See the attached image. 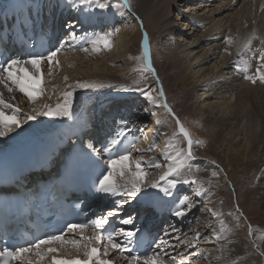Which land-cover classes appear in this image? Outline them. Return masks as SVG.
Segmentation results:
<instances>
[{
    "label": "bare ground",
    "instance_id": "1",
    "mask_svg": "<svg viewBox=\"0 0 264 264\" xmlns=\"http://www.w3.org/2000/svg\"><path fill=\"white\" fill-rule=\"evenodd\" d=\"M45 1L46 0H0V14H8L9 23L16 27L21 24L29 25L28 22H30L31 26L35 27V29L40 28L41 20H48L49 26H53L55 22H57L59 26L63 28L68 21L72 22L73 18L77 17L78 19L76 20L81 21V24L79 23L78 26H84V30L95 27L91 35L89 34V37L93 34H102L101 31L113 26L115 22L127 25V21L134 24L136 31L142 34L143 30L141 31V28L143 27V23L146 22L154 30H159L163 35L165 39L164 48L167 49L166 56L167 60L171 62L173 77H175L176 82H180L179 86L182 85L186 91L188 90L193 95H197V100L194 103L195 112L198 117L203 119L206 126L213 129L222 127L225 132L228 133L229 137L239 139V142H241L242 137L241 144L245 152L252 151L257 141L264 137V83L257 81L256 84H252L244 78L245 73L238 70V67H242V64L239 63L241 61V53H243L244 59H249L248 54L243 52V44L245 41L254 34L256 38L252 40V51L264 47V44L261 43L264 41V0H132L130 12L122 7L121 9L119 8V11H115V9L112 8L108 13H104V10L95 7L91 9L88 7H72L68 4L67 0H49L46 9L43 8L44 11H41L39 6ZM37 3L38 5L36 8ZM172 6L177 8L173 15L176 16V20H173L172 17H167ZM84 8L88 9L85 13ZM20 19L22 21L21 24ZM124 27L127 28V26ZM84 30L81 29V33L84 32ZM127 30L128 29H126V32ZM229 37L234 41L232 44L226 42ZM143 38L144 34L141 36L142 40ZM171 38H175L176 42L170 45ZM69 49L70 48H67V50ZM88 49L89 51L86 54V58L88 59L89 55H94L95 59L99 60L101 59V51L107 48H102L101 51L94 52L90 45ZM79 54L81 57L85 55V53L79 52L71 54L70 57L79 59L78 56H76ZM258 55L259 53H257V56ZM61 58L62 56H60V58L58 57V59ZM63 59H61L60 64L63 62ZM85 63L87 62H81L77 65V63L72 60L68 62V64H72L75 68L77 67L76 70H82L83 80H85L84 83L96 85L103 84L113 87L116 85L126 86L132 84L129 86L131 87L134 84L138 85L142 80L140 78L141 73L136 70L129 74V76L126 75L128 76L126 78L118 77L116 75L117 68L114 66L113 62L108 60L102 61L100 67L97 69L88 66L81 67L84 66ZM251 64L252 70L254 71L257 64L256 60H251ZM42 67L45 73V80L49 67L47 62H45ZM152 67L157 74V70L153 63ZM57 68L58 66L53 69L52 74L55 73ZM84 69H86L85 72H83ZM94 71L96 72L95 74H93ZM71 74L72 72L70 75ZM47 81H49L47 89L51 91V89L55 88L54 83L50 82L51 78L47 79ZM59 81L63 82L65 78ZM78 82L83 81L78 80ZM159 82L163 85V81L160 78ZM67 84L64 86L66 89ZM145 84L150 86L149 89H159V84H157L152 75ZM84 90L86 89L75 90L74 102H76L79 97H82L81 95ZM63 91L59 92L60 98H58L57 101L54 99L49 100L48 98V100L37 105L31 104L27 97L17 92L15 93L16 99L11 102L17 104L25 113H29L33 107L42 109V106L45 104H50L54 107L58 100L61 99ZM135 94L141 95V93L137 94L131 92V94L125 95V99H117L119 103L120 101L122 102L120 105H122L123 102H125V104L129 103L130 108L128 111L132 112L131 114H137L138 111L137 109L131 110L133 108V102H135L138 107L139 105H144L140 101H134ZM5 95L7 98L8 94L5 93ZM153 95L156 96V91L153 92ZM165 95L167 97L166 92ZM112 99L111 97H105L99 101L101 106H99L98 111H96L97 115L101 111H104V107H106L108 101ZM104 100L106 101L103 102ZM72 112L73 115H76V108H72ZM156 112H158L157 107ZM89 114V111L86 112L84 118H82L83 122L91 118ZM65 118L67 117L36 115V119L28 121L21 128L16 129L7 136L0 137V156L1 154L12 153L21 155V157H28L30 152H33L34 149L40 145H45L46 148L55 147L57 138H54V135L58 126L61 125ZM128 118H130V116H126V119ZM246 121L249 123L256 122L257 125L262 128L261 133H251L241 128L240 123ZM148 126L151 128L147 130V135L159 133L156 132L157 129H154L153 124ZM159 130L161 131V133H159V139L164 140L160 147H156L159 145V141L156 138L151 140V142L149 138L144 144H139L138 146L141 148H148L154 145L157 150L164 151L167 149L170 153H172L176 147L183 149V144H179V146L175 145L174 148H169L167 146L175 131H168L166 128L161 127ZM255 139L258 140L256 141ZM192 150L195 158L188 161V163L192 166V174L203 182V188L211 186L212 188L218 187L223 189V191H227L230 187L229 184H231L230 176L221 162L210 153H203L202 150H198L195 146H193ZM155 152L154 150L148 153L143 157V160H149L153 157L157 160L158 155L155 154ZM159 162H162L161 159ZM167 166L161 169L148 167L150 168L148 172L150 184L158 180L163 172L167 170ZM196 169H200V171L196 172ZM212 171L216 173L215 177L210 176ZM184 174L186 176L188 175L186 170ZM262 180V188L264 190V176ZM213 182L216 183L214 184ZM182 188L188 189L191 193H194L193 196L198 198L195 200L196 203L202 200L205 206H207L208 211L206 216L207 219L201 222L199 221V213H197V206L199 203L195 205L192 203L191 208L187 211L186 217L183 219L178 217L181 219L182 223L177 232H181V234L185 232V237L189 240H192L196 232L200 233L199 239L192 241L195 247H192L191 250L189 249V253H192L194 250L197 251L193 254L192 261L196 260V264H233V262H235V264H264V255H261V253L264 252V241L262 242V240L258 238L260 232L254 233L253 236V239H255L256 243L259 245V250L253 245L252 240V245L258 252V256L256 255L254 257H251L246 252L242 246L240 237L234 234L236 230L235 227H233L232 232L228 234L227 240L222 239L217 241L212 235V228H215L217 232H219V224L216 218L214 221H211L209 217L211 215L210 210L215 209V206H220L221 204V200L219 201L220 197L215 193L211 192L209 195L208 193L205 195L203 193L197 195V187L195 185L180 183L176 188L172 189V195L170 196H165L164 193L157 188H146L145 186L144 189L137 194H147L152 197L155 194L160 195L161 193V197H164L163 201L166 200V202H171L170 209L174 212L177 206L176 201L184 196L180 192ZM242 219L246 222L243 228L248 230V225L252 224L250 219H248L246 214L242 216ZM225 222L232 226L229 221L225 220ZM209 225H211V228ZM258 229L264 232V227ZM175 231H172L170 235H174ZM186 231H191L190 235ZM170 238L171 237L167 240L170 241ZM182 238L184 239V237ZM228 240H230L231 243H228ZM169 244L167 247H169ZM82 254L83 253H81V255ZM81 255L70 258L68 255L62 254L61 257H67V259H82ZM115 255L116 253L112 252L111 256L107 257V259L113 260L114 264H118L121 259ZM61 257L57 259H61ZM117 259H119V262ZM185 260H189V257Z\"/></svg>",
    "mask_w": 264,
    "mask_h": 264
},
{
    "label": "snow or ice",
    "instance_id": "2",
    "mask_svg": "<svg viewBox=\"0 0 264 264\" xmlns=\"http://www.w3.org/2000/svg\"><path fill=\"white\" fill-rule=\"evenodd\" d=\"M68 4L72 7L83 8L88 7L89 9L95 7L101 10L116 7L117 9L123 7L129 12L132 8L131 0H115V3L106 2V0H67ZM70 29H74V25L69 22L67 25ZM119 30L102 34H93L91 37L85 38L80 44V49L87 53L89 51L85 44L92 46V51L99 52L102 48L110 50L113 37ZM256 37H250L243 44V52L247 53L249 59H244L243 53H241L242 67H238V70L245 73L244 78L252 84H256L257 81L264 83V47L258 48L252 51L251 45L252 40ZM69 40L76 41L77 36L75 31H70ZM69 40H65L59 47L50 50L46 53L29 54L27 58H10L6 61L0 62V137H5L9 133L14 132L16 129L21 128L28 121L36 119V115L40 116H59L71 118L73 115L72 108L74 103V92L76 89H87L94 87H102V85L77 82L76 84H67V89L63 91L62 97L56 105L53 107L50 104H45L41 108L33 107L31 112L25 113L17 104L12 103L16 99L15 93L19 92L27 97L31 104H35L38 97L43 95L44 88L42 84L45 82V73L43 71V65L45 62L48 64L47 75H52L53 69L59 65L57 59L58 54L63 50L64 46L69 43ZM228 44H232L234 41L231 37L226 41ZM264 44V41L261 42ZM142 54L139 57H133L142 61L143 67L137 69L141 73V79H147L144 75L145 72L151 73L152 77L159 84V89H149L145 91L142 87L138 89L127 88L126 91H140L141 95L150 101L157 107H163L168 114L175 117L170 105L167 103V98L163 89V85L159 82V77L152 67L151 47L148 34H144ZM257 53L259 55L257 56ZM251 60H256L257 64L252 70ZM65 83H67V77H65ZM58 89H53V92ZM156 91V96L153 92ZM5 93L8 94L7 98ZM158 98V99H157ZM148 111V109H145ZM152 116H157L156 112L151 113ZM176 125L178 126V133L174 132L172 139L168 142V147L172 148L174 143L177 141L178 134L187 142V149L174 148V151L170 153L165 149L162 153L164 160L168 162L167 170L150 184V187L157 188L164 193L165 196L172 195V189L180 183L191 184L197 187V195L207 191L203 188V182L198 180L192 174V166L188 163L191 159H194L193 145L200 144L203 142L194 141L192 134L188 128L180 121L178 117H175ZM156 124L161 126V121L156 120ZM159 132V128L157 129ZM126 132L120 129L110 139L108 144L105 146L104 151L108 154L106 161L107 170L102 171L101 175L94 182V191L99 194H103L106 197H124L125 199L114 200V207L109 210L106 214L100 216L99 219L92 220L89 222H69L66 224L59 234L52 233L46 234L28 244L27 246L21 245L16 247H5L0 250V264H12L13 261L17 264H42V262L51 257V264H114L113 260L107 259L112 252H115L118 257H122L127 264H168V260L174 262V264H184V260H176V256H170L166 250L168 241L160 239L154 244L151 249V254L148 253L139 254L137 245V233L136 230H126L124 227L114 228L108 230L105 226L109 225V218L119 216V213L123 210V205L127 202V197L135 198L145 183L149 173L145 171L146 167L155 169H161L164 167L154 157L148 161H143V157L148 153L155 150V146H149L148 148L139 147L140 141L134 139L128 141L126 145L121 144V140L125 138ZM147 139V137H145ZM117 145H120V149L116 150L113 154V149ZM89 147L96 151L93 145ZM133 151L139 153V157L133 159ZM99 155V153H97ZM185 170L188 175L186 176ZM200 169H196L199 172ZM213 177L216 173H212ZM163 182V183H161ZM167 185V186H165ZM176 208L173 215L183 219L187 215L188 209L191 208L189 197L184 195L176 201ZM213 217L216 218L219 224V232L215 228H212V235L217 241L222 239L227 240L228 234L232 232L233 227H241V215L238 212L227 213V216L232 217L235 221L234 226H230L225 222V214L215 209L210 210ZM134 217L129 215L127 218L120 217V225H133ZM211 228V225H209ZM91 229L92 235H85L86 231ZM175 231V229H174ZM260 232L258 237L264 240V232L259 229H254L250 224L248 225V235L253 237L254 233ZM68 233H79V238L65 239ZM169 233L165 230V235ZM200 236L199 232L195 233L192 240L187 237L181 239L177 236L176 239L178 244L173 247H178L181 244L186 245L189 248L195 247L193 240H198ZM123 241V243L121 242ZM231 243L230 240L227 241ZM58 244L62 248H73L79 252H83V259H57L56 256L60 254L61 249L52 247L51 245ZM253 245L259 250V245L256 240L253 239ZM159 250V251H157ZM56 254V255H53ZM198 254V253H197ZM264 255V252L261 253ZM168 259H165V258ZM235 264V262H233Z\"/></svg>",
    "mask_w": 264,
    "mask_h": 264
},
{
    "label": "rangeland",
    "instance_id": "3",
    "mask_svg": "<svg viewBox=\"0 0 264 264\" xmlns=\"http://www.w3.org/2000/svg\"><path fill=\"white\" fill-rule=\"evenodd\" d=\"M106 2L115 3V0H106ZM131 3H132V0H131ZM112 8H114L115 11H119V9H117L116 7L110 6L108 9H104L103 12L108 13L110 12V9ZM176 9L177 8H174V6H172L170 13L167 15V17L168 18L172 17L173 20H176V16H173ZM76 19L78 18L74 17L72 22L68 21V22H71L75 26L74 29L75 28L76 29L71 30V31L74 30L75 33L77 31L79 32L81 29L84 30V26L83 27L82 25L78 26V24L81 21L76 20ZM114 25H115V28H114ZM124 26H127V28H125ZM94 28L95 27L90 28V29H85L84 32L82 33L81 31L79 33L77 32L76 36L78 38L77 39L78 41H75L69 50H63V52L58 54L59 58L60 56H62L61 59L64 58L63 62L60 64L61 59H58L57 57V59L59 60L58 68L56 69L54 74L50 76L49 75L46 76L45 82L42 84V87L44 88L43 95L38 97L34 105H37L45 100H48V98L49 100L54 99L55 101H57V99L60 98L59 92L66 90L64 86L67 83L76 84L78 80L85 82V80H83L82 70H76L77 67L75 68L74 66H72V64H68V62H70L71 60L76 62L77 65L81 62H87L84 64V66H81V67L88 66L94 69L99 68L102 61L108 60V61L113 62L114 66L117 68V71L116 69L115 71L118 77H121V78L128 77L129 74H131L133 71L135 70L137 71V69L143 67L142 61L133 59V57L141 56L142 50H143L142 48L143 40L141 39V36L142 34L147 33L149 40H150L152 63L157 70L158 77L163 81L164 91L167 94V97H166L167 103L170 105V107L173 108V112L176 115L175 117H178L180 121L185 125V127L189 129L194 141L203 142L202 146L200 144H195V143L193 146H195L198 150H202L203 153L208 152L214 157H216L217 160L221 162V164L224 166V168L229 173L230 181H231V184H229L230 189L228 188L227 191H223V189H220L218 187L212 188L211 186H208V187H205L207 191L203 192V194L205 195L208 193L209 195L212 192L220 197L219 201L221 200L220 201L221 204L220 206H215V209L218 210L219 212L224 213L225 220L229 221V223L232 226L235 224V221L232 219V217L227 216V213L233 212L235 214L237 213V209H238L239 214H242L241 215V227L235 228L236 230L234 231V234H237L240 237V240L242 241V246L246 250V252L251 257L256 256L258 252L256 248H254L252 245L253 237H249L248 230H245V228H243L246 222L244 221V219H242V216L245 214L247 215L254 229L264 227V190L262 188L263 187L262 179L264 176V137L259 141H257L258 139H255L257 141L255 148L252 151L245 152L244 147H242V144H241L242 137H241V142H239V139L229 137L228 133H226L222 127H217V129H213L205 125L203 119L198 117L195 112L194 103L197 100V95L196 94L193 95L188 90L186 91V89L182 85L179 86L180 82H176L175 77H173L171 62L167 60V56H166L167 49L164 48L165 39L159 30L157 29L154 30L151 26H149L145 22L143 23V27L141 28V31L143 30V33L140 34L139 31H136L134 24H132L129 21H127V25L126 24L123 25V24H119L115 22L113 23V26L108 27L104 29L103 31H101V33H105V32L111 33L115 31L116 29L119 30L118 32H116V34L113 37H111L112 44H111L110 50L109 49L102 50L101 59L98 60V59H95L94 55H89L87 59L86 58L87 53L82 51L79 47L81 42L85 40L84 38L86 37V35L87 37H89V34L91 35ZM126 29H128L127 32H126ZM175 40H176L175 38H171L170 45L172 43H175L176 42ZM84 46L89 47L90 45L85 44ZM79 52H82L83 54L85 53V55H83V57H81L80 54L76 55L78 56L79 59H76V57L75 59L70 57L71 54L79 53ZM85 71L86 69L83 70V72ZM71 72L72 74L70 75ZM95 73L96 72L94 71L93 74ZM144 75L147 77V79H143L139 82L138 85L134 84L131 87L129 86L132 84H129L126 86L116 85L115 87L110 86V85L105 86L103 84H100L102 85V87L87 88L86 90L82 92V95H81L82 97H79L77 99L78 102L76 101L73 103V109L76 108L77 113L78 112L86 113L89 111L90 117L92 116L94 118L95 115L97 114L96 111H98L99 106H101L99 102L101 101V99H104L105 97H111V98L115 97L116 99H119V98L125 99L126 97L125 95H128L129 93L131 94V92L137 93V94L140 93V91H126L125 89L127 88L138 89L141 87L143 88L145 86L143 89L145 91L149 90L150 86L145 83L146 81L150 79L151 73L145 72ZM65 77H67V83H65V81L63 82L59 81ZM49 78H51L50 82L54 83V87L55 89H58V91L52 92L53 89H51V91L47 89L49 85V81H47V79ZM91 92L93 95L91 94ZM105 101L106 100H104L103 102ZM134 101H140L144 105H139L138 107V105L135 104V102L132 103L133 108L131 110L137 109L138 111H137V114L130 115V117L133 118L131 122L133 121L140 122L142 125L143 124L147 125V127H149L148 125L153 124L154 129H158V128L160 129L161 127V128H166L168 131L171 130V131H175L178 133V126L176 125L175 117H173L171 114H168L163 107H157L153 105L143 95L135 94ZM156 107H157L158 112H156ZM106 109L107 108L104 107V111ZM145 109H148V111H145ZM153 111L157 113V116L154 117L151 115ZM72 117H75V114L72 115ZM157 119L161 121V126H158L156 124ZM132 127H133V124H132ZM240 127L251 133L252 132L261 133V130H262V128L258 126L256 122L254 123H249L247 121L241 122ZM146 132L147 130L143 131L141 127H139L137 132L136 131L134 132V134H136L137 136H140L143 139H145V137L148 136L147 139L145 140L142 139V142L140 144H144L146 140L147 141L149 140V138H150L149 140L150 142L151 140L155 139L150 134L147 135ZM159 133H161L160 130H159ZM159 133H154V135L159 137ZM136 138H139V137H136ZM161 141H164V140H161ZM160 143L156 147H160L163 144L162 142ZM179 144H183L184 145L183 149L185 150L187 149L186 140H184L178 134L177 141L174 143L172 148H174L175 145L179 146ZM156 147H155V151H156L155 154L158 155L157 160L160 161L161 159L162 161L161 164L164 166H167L168 162H166L163 159L164 158L162 155L163 151L157 150ZM138 157H139V154L137 152L133 153V159H136ZM143 161H148V160L146 159ZM145 171L149 172L150 168L146 167ZM211 174L210 176H213ZM213 183L215 184L216 182H213ZM144 186L146 188H150V180L148 179V177H147V182L145 183ZM182 189L180 191L181 194L187 195L189 197V201L191 204L193 203V205H195L199 203L198 206L196 205L197 213H199L198 215L200 217L199 221L202 222L205 219H207L206 218L208 214L207 206H205L203 201L199 200L196 203L195 200L198 198L196 196H193L194 193H191L190 190L188 189H185V188H182ZM209 217L211 221L215 220V217H213L212 214ZM177 230L175 231L173 235L174 239L170 238L171 240L168 241V244L169 243L170 244H169V247L166 248V250L168 251L170 256H176L177 261L183 259L184 264H192L193 262H194L193 264H196V260L192 261V256L197 251L194 250L192 251V253H189L191 248L187 247L186 245L183 246V244H181V246H178V247H173L178 244L176 236H180L181 239H183L182 237L185 238V234H184L185 232L181 234V232H177ZM186 232L189 233L190 235L191 231L190 232L186 231ZM263 241L264 240H262V242ZM66 255H68V257L70 258L71 257L75 258L77 256L73 252V250H69L68 253H66ZM188 257H189V260H185ZM166 259L168 258L166 257ZM117 260L119 262V259ZM168 264H174V262L171 260H168ZM256 264H259V263H256Z\"/></svg>",
    "mask_w": 264,
    "mask_h": 264
}]
</instances>
